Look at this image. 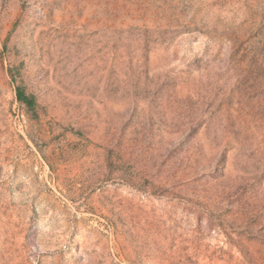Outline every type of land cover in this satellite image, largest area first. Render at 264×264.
Returning a JSON list of instances; mask_svg holds the SVG:
<instances>
[{"label": "rangeland", "instance_id": "rangeland-1", "mask_svg": "<svg viewBox=\"0 0 264 264\" xmlns=\"http://www.w3.org/2000/svg\"><path fill=\"white\" fill-rule=\"evenodd\" d=\"M0 264H264V0H0Z\"/></svg>", "mask_w": 264, "mask_h": 264}, {"label": "trees", "instance_id": "trees-1", "mask_svg": "<svg viewBox=\"0 0 264 264\" xmlns=\"http://www.w3.org/2000/svg\"><path fill=\"white\" fill-rule=\"evenodd\" d=\"M15 96L16 100L23 105L27 111L34 112L35 111V98L32 95H28L21 87L15 88Z\"/></svg>", "mask_w": 264, "mask_h": 264}]
</instances>
